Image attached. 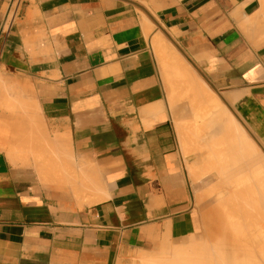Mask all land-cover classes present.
<instances>
[{"label":"crops","instance_id":"crops-1","mask_svg":"<svg viewBox=\"0 0 264 264\" xmlns=\"http://www.w3.org/2000/svg\"><path fill=\"white\" fill-rule=\"evenodd\" d=\"M172 49L264 147V0H0V264H117L203 237Z\"/></svg>","mask_w":264,"mask_h":264},{"label":"bare ground","instance_id":"bare-ground-1","mask_svg":"<svg viewBox=\"0 0 264 264\" xmlns=\"http://www.w3.org/2000/svg\"><path fill=\"white\" fill-rule=\"evenodd\" d=\"M173 55V59L176 62L174 60H172V63H170L171 61L169 62L171 64V71L174 77L173 80L177 83L179 81V88L183 89L181 96L183 99H186L187 102L185 103H188L187 105L189 111H193L191 112L192 114L194 113V111H196V113L198 114L203 110L205 114L207 113L206 115L202 116L203 118L206 116L207 122L205 120L206 126H204V123V125H201V127L204 126V128H201V130H204L203 135L206 139L205 141L207 142V144L204 146V149L208 150L209 157L205 158L206 160H204V164L202 167L209 165V168L203 175L200 173L201 175L199 176L197 175L196 171H194L196 174H193V177L196 179V175L199 178L209 176L214 180V184L207 186L205 197L209 199L208 202L210 201L212 204H214L212 210L214 209L215 211V225L217 230L214 234H211L209 236V238L211 239L210 245H206L205 243H203V246H201L202 244L198 246L197 238L193 240L197 245L194 242L190 243V245L187 244L189 250L191 251H189V253L185 251L187 250L186 246L176 245L177 248H175V250L168 248V246H170V244L166 240L168 237H166L165 239L162 238V240L164 239V242H160L161 246L159 245V249H161V251L158 249V252H160L162 256L158 258L159 254L156 253V258V256L154 257L152 254L151 257L156 258V260L158 259L157 261H155L150 260L149 258L147 259V257L149 256L148 255L147 257H144L146 258V262H143L145 264H264V252L261 253L264 250V161H262V157L259 154L257 155L255 154L256 152H253L254 149L251 145L250 147L253 149L252 151L249 146H247L249 145V142L243 135L245 133H242L243 131L241 130V128L238 129V125L236 128L234 120L230 116L228 117V119L225 118L227 116H223L225 115V113H221L223 112L222 103L217 100V97L214 96L212 91L207 87V84H205L202 79H200L201 77L198 76L199 78L195 79V75H193L194 70L189 66V64L180 59V56L178 57V54ZM162 68H164V66ZM187 72H190L192 76L188 75ZM176 79L178 81H176ZM175 82H172V84ZM177 83H175L176 86L174 87L176 88V90L172 88L175 90V92L179 90L177 89ZM175 96L176 95L173 94L172 98L174 97V99L177 100V97ZM7 98L13 99L11 97ZM16 101L18 102L19 100H15L14 104H16ZM33 101L35 100H32L31 102ZM36 102L35 105L37 104ZM17 105L19 104L17 103ZM33 105L34 103L32 104V106ZM23 106H26V104H24ZM29 109H27L26 112ZM34 110H36V108ZM203 112L202 114H204ZM14 113H16V111ZM21 114L22 113L20 112V115ZM33 116H35L34 113L32 114V117ZM177 117L179 119L180 116L178 115ZM28 118L26 117V120ZM201 118L199 119L200 121ZM192 119L194 118H191L189 121L191 122ZM180 121L184 122L185 120ZM239 130H241L242 132ZM192 132H194V130ZM190 149L192 148L190 147ZM39 162H37V164H39ZM205 162L206 164H208L205 165ZM42 163L44 162L41 161L40 166L43 165L42 168L43 170H45V166ZM188 173L191 174L193 172L189 170ZM82 179L84 178H81L80 181ZM195 179H193V181ZM86 190L89 191V187ZM81 196H83V194ZM100 197L101 196H98L97 198L100 199ZM102 198L104 199L105 197ZM211 222L213 221L211 220ZM255 231L258 232V235H256V233L254 235L253 232ZM198 242L200 244V241ZM191 244L195 245L192 246ZM260 246H262V249H260ZM258 247L260 248L258 249ZM140 258L138 259L141 260ZM142 260H144L143 256Z\"/></svg>","mask_w":264,"mask_h":264},{"label":"rangeland","instance_id":"rangeland-1","mask_svg":"<svg viewBox=\"0 0 264 264\" xmlns=\"http://www.w3.org/2000/svg\"><path fill=\"white\" fill-rule=\"evenodd\" d=\"M177 51H175V50H166V51H162V58H161V61H162V64H163V66H164V68H163V80L165 81V84H166V87H167V103H168V108H169V110H170V113H171V119H172V121L174 122V124H175V126H176V128H177V131H178V134H179V137L181 138V141L184 143V144H187V143H192V145L193 144H196V145H194L193 147L195 148L194 150L196 151V155H197V161H196V169H195V171H196V173H197V175H203L204 173H205V171L209 168L208 166H205V167H202L203 166V164H204V160H206L205 158H207V157H209V153H208V150H205L204 149V143H206L207 144V142L205 141V137H204V135H203V132H204V130L202 131L201 130V128H204V126H206V122H207V118H206V116L203 118L202 116H204V115H206L203 111V113L204 114H202V112H199V113H201V114H197L196 113V111H194V115L191 113V112H193V111H189V108H188V103H185V102H187L186 101V99H183L182 98V96H181V93H182V91H183V89L182 88H179V81L176 79V81H178V83L177 82H175L173 79H174V77H173V75H172V71H171V64L170 63H172V60H174L173 58H174V55L173 54H178V57L180 58V59H182L183 61H185L186 63H188L192 68H193V70H194V73H193V75H195V79L196 78H199V77H201L200 79H202V81L205 83V84H207V87L212 91V93L214 94V96H216L217 97V100H219V102H221L222 103V111L223 112H221L222 114L223 113H225V115H223V116H227V117H225L226 119H228V117L230 116L233 120H234V122H235V125H236V128H237V125H238V129H240L241 128V130L243 131H241V130H239V131H241L242 133H245V134H243L244 135V137H246L247 138V140H248V144L249 145H247V146H249V148L251 149V151L253 150V152L255 153V154H259L262 158V161H264V147L263 146H261L260 144H259V142L257 141V139L255 138V136H254V134L252 133V131L250 130V129H247L246 127H245V125H243L242 124V122L239 120V118H237V116H236V114H235V112L232 110V108H230V106H228L227 104H226V102H225V100L223 99V97H222V95L220 94V93H218L217 91H215L214 90V88L211 86H209L210 85V83L209 82H205V80H204V76H203V74L196 68V67H194L191 63H190V61H188L183 55H181V54H179L178 52L176 53ZM166 56V57H165ZM171 57V58H170ZM171 61V62H170ZM175 61V60H174ZM165 64H164V63ZM170 62V63H169ZM176 62V61H175ZM165 68H166V70H165ZM170 70V71H169ZM168 71V72H167ZM187 74L188 75H190V76H192L191 75V73L190 72H187ZM197 74V75H196ZM199 76V77H198ZM167 79V80H166ZM167 81H169V82H167ZM172 82H175V83H177L178 84V86H177V89H179L178 91H176L175 92V90H176V88H174L176 85H175V83H173L172 84ZM172 85V86H171ZM180 87H181V84H180ZM172 88H174V89H172ZM170 91V92H169ZM171 91H172V93H171ZM174 91V92H173ZM181 91V92H180ZM176 93H179V94H176ZM170 94V95H169ZM173 94H175L176 96L175 97H177V100H175L174 99V97L172 98V95ZM178 95V96H177ZM170 97V99H169V97ZM180 96V97H179ZM179 97V98H178ZM181 98H182V100H181ZM172 99V100H171ZM174 99V100H173ZM170 100V101H169ZM174 101V102H173ZM175 102H176V104H175ZM173 105V106H172ZM183 106V107H182ZM176 111V112H175ZM192 115H191V114ZM227 113V114H226ZM180 116L181 117V119H180V117H179V119L180 120H182V121H184V122H181L179 119H178V117L177 116ZM197 117H196V116ZM192 116H194V117H192ZM196 117V118H195ZM202 117V118H201ZM191 118H194V119H192V121L190 122L189 120L191 119ZM198 118V119H197ZM201 118V121L199 120ZM188 120V121H187ZM197 120V121H196ZM205 120H206V122H205ZM186 122V123H185ZM196 122V123H195ZM190 123V124H189ZM205 125H204V124ZM204 125V126H202L201 127V125ZM190 126V127H189ZM199 127V128H198ZM193 128V129H192ZM194 130V132H192ZM190 132H191V134H190ZM196 132V133H195ZM192 133H194V134H192ZM198 138V139H197ZM204 138V139H203ZM245 138V139H246ZM188 140H189V142H188ZM194 140H195V142H194ZM193 141V142H192ZM246 143H247V141H246ZM253 144V145H252ZM199 145V146H198ZM250 145L252 146V148L250 147ZM191 148H192V150H193V147L192 146H190ZM189 147V148H190ZM197 147V148H196ZM206 151V152H205ZM259 152V153H258ZM206 153V154H205ZM201 158V159H200ZM207 162V161H206ZM206 162H205V165H207L206 164ZM201 168V169H199V168ZM199 173V174H198ZM201 173V174H200ZM203 177H201L200 179H199V183H197V184H199V186H198V192H197V195H196V206H197V208L199 209V212H200V215H201V221H202V233L204 234L203 235V237H199L198 238V240H197V243H198V246L199 245H201V246H203V243H205L206 245H210L211 244V239L209 238V236L211 235V234H214L215 233V231L217 230L216 229V225H215V215H214V213H215V211H214V209L212 210V208L214 207V204H212L210 201L208 202V200L209 199H207L206 197H205V191H206V185H205V183H204V180L202 179ZM207 183H208V185L210 186L211 184H214V180L212 179V178H210L209 176H208V179H207ZM202 191V192H201ZM211 203V204H210ZM209 209H211V210H209ZM206 210H209L208 211V217H209V219L207 220V222H208V224L205 226V224H204V221H203V214H204V211H206ZM211 220L213 221V222H211ZM210 221V222H209ZM210 223V224H209ZM210 226V227H209ZM261 228V227H260ZM208 230H210V231H208ZM258 230H260V229H258ZM209 232V233H208ZM208 233V234H207ZM254 233V235H255V233H256V235H258V232L257 231H255V232H253ZM252 233V234H253ZM207 234V235H206ZM198 241H200V244H199V242ZM213 243V242H212ZM196 244V243H195ZM195 244H193V245H195ZM190 245V244H189ZM192 245V244H191ZM192 245V246H193ZM197 245V244H196ZM168 246V245H167ZM261 247V248H260ZM260 247H258V249L260 248V249H262V246H260ZM168 248H170V249H173V250H175V248H177V247H174V246H172V245H170V246H168ZM158 249L159 248H157L156 250L155 249H150V248H148V250L147 251H145V252H137V253H132L129 257H120L119 258V260L117 261V264H140V261H141V264H145L144 262H146L145 261V259L146 258H144V257H147L148 255L150 256H148L147 257V259L149 258L150 260H155V261H157L156 260V258H157V254L156 253H158L159 254V256H158V258L160 257V256H162L161 254H160V252H158ZM186 249L187 250H185L187 253H189V247L188 246H186ZM160 251H161V249H159ZM172 251V250H171ZM258 251V250H257ZM260 251H262V250H260ZM191 252V251H190ZM264 252V250L261 252V253H263ZM152 254H153V256L155 257L156 256V258H153V257H151L152 256ZM191 254V253H190ZM137 255V256H136ZM142 256H143V259L144 260H142ZM141 257V258H140ZM262 257H263V255H262ZM137 258V259H136ZM138 258H140L141 260H139ZM151 258H153V259H151ZM264 258V257H263ZM138 260V261H137ZM264 260V259H263ZM135 261V262H134ZM137 261V262H136ZM144 261V262H143ZM148 264V263H147Z\"/></svg>","mask_w":264,"mask_h":264},{"label":"built area","instance_id":"built-area-1","mask_svg":"<svg viewBox=\"0 0 264 264\" xmlns=\"http://www.w3.org/2000/svg\"><path fill=\"white\" fill-rule=\"evenodd\" d=\"M16 12H17V6H15L14 8H12L9 12V22L11 23V21L15 18L16 16Z\"/></svg>","mask_w":264,"mask_h":264},{"label":"water","instance_id":"water-1","mask_svg":"<svg viewBox=\"0 0 264 264\" xmlns=\"http://www.w3.org/2000/svg\"><path fill=\"white\" fill-rule=\"evenodd\" d=\"M205 82H208L205 78H204ZM211 87V85H209Z\"/></svg>","mask_w":264,"mask_h":264}]
</instances>
